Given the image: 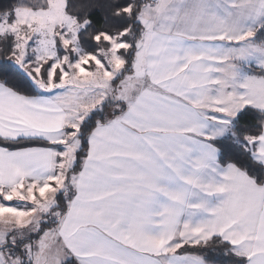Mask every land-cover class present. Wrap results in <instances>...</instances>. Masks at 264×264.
Segmentation results:
<instances>
[{
  "label": "snow or ice",
  "instance_id": "obj_1",
  "mask_svg": "<svg viewBox=\"0 0 264 264\" xmlns=\"http://www.w3.org/2000/svg\"><path fill=\"white\" fill-rule=\"evenodd\" d=\"M0 264H264V0H0Z\"/></svg>",
  "mask_w": 264,
  "mask_h": 264
}]
</instances>
